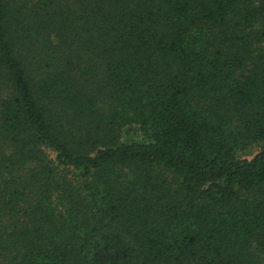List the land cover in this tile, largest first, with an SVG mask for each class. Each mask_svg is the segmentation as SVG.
I'll list each match as a JSON object with an SVG mask.
<instances>
[{"label":"trees","instance_id":"obj_1","mask_svg":"<svg viewBox=\"0 0 264 264\" xmlns=\"http://www.w3.org/2000/svg\"><path fill=\"white\" fill-rule=\"evenodd\" d=\"M0 264H264V0H0Z\"/></svg>","mask_w":264,"mask_h":264},{"label":"rangeland","instance_id":"obj_2","mask_svg":"<svg viewBox=\"0 0 264 264\" xmlns=\"http://www.w3.org/2000/svg\"><path fill=\"white\" fill-rule=\"evenodd\" d=\"M256 149H252V152L255 151Z\"/></svg>","mask_w":264,"mask_h":264}]
</instances>
